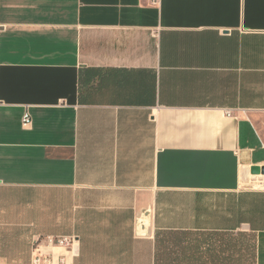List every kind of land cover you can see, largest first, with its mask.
Here are the masks:
<instances>
[{"label":"crops","instance_id":"obj_1","mask_svg":"<svg viewBox=\"0 0 264 264\" xmlns=\"http://www.w3.org/2000/svg\"><path fill=\"white\" fill-rule=\"evenodd\" d=\"M263 118L264 0H0V264H264Z\"/></svg>","mask_w":264,"mask_h":264},{"label":"rangeland","instance_id":"obj_2","mask_svg":"<svg viewBox=\"0 0 264 264\" xmlns=\"http://www.w3.org/2000/svg\"><path fill=\"white\" fill-rule=\"evenodd\" d=\"M262 130L264 133V118L262 120ZM264 181V176H254L253 178H250L247 180L248 187L254 188V189H264L263 182ZM259 200H262L264 203V198H261ZM205 240V239H204ZM206 240H211L213 242L214 249L215 247H218L219 243H217V240H221L225 244V251L224 249L222 252H214L215 257L220 256L221 258L224 257V255H228L234 260L232 264H252L254 261V243H255V238L252 233V231L249 232H240L239 235H236L235 237L227 235L226 237L223 238H211V239H206ZM57 245L56 243H54ZM221 245V244H220ZM207 252V251H206ZM212 254L211 252L207 253ZM210 261V262H209ZM219 264L218 262H213L211 260L203 259L200 260L199 264Z\"/></svg>","mask_w":264,"mask_h":264},{"label":"water","instance_id":"obj_3","mask_svg":"<svg viewBox=\"0 0 264 264\" xmlns=\"http://www.w3.org/2000/svg\"><path fill=\"white\" fill-rule=\"evenodd\" d=\"M252 174L264 176V165H254L250 168ZM150 210L149 208H143L137 215V235H147L149 233L150 226Z\"/></svg>","mask_w":264,"mask_h":264},{"label":"built area","instance_id":"obj_4","mask_svg":"<svg viewBox=\"0 0 264 264\" xmlns=\"http://www.w3.org/2000/svg\"><path fill=\"white\" fill-rule=\"evenodd\" d=\"M226 114H230V111H226ZM30 116L28 113H24L21 117V123L22 125H28L30 124ZM264 182V181H263ZM73 238H67V237H57V238H47V241L50 243H56L60 246H66L73 243Z\"/></svg>","mask_w":264,"mask_h":264},{"label":"bare ground","instance_id":"obj_5","mask_svg":"<svg viewBox=\"0 0 264 264\" xmlns=\"http://www.w3.org/2000/svg\"><path fill=\"white\" fill-rule=\"evenodd\" d=\"M263 186H264V183H263Z\"/></svg>","mask_w":264,"mask_h":264}]
</instances>
